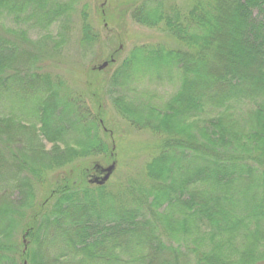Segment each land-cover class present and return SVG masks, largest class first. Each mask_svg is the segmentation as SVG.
<instances>
[{
    "label": "trees",
    "instance_id": "1",
    "mask_svg": "<svg viewBox=\"0 0 264 264\" xmlns=\"http://www.w3.org/2000/svg\"><path fill=\"white\" fill-rule=\"evenodd\" d=\"M72 1L0 0V264L4 237L33 209L48 172L61 182L22 228L23 264H35L34 241L39 264H177L181 250L193 264H254L264 248V0H122L115 14L98 10L103 26L127 13L174 43L132 49L106 84L119 116L159 138L143 181L129 178L116 193L85 181L91 159L115 160L113 134L40 65L52 26L54 53L65 43ZM79 17L81 51L90 52L99 33L87 5ZM25 22L49 35L32 40ZM146 78L176 87L174 95L141 109L115 95L128 86L142 96L131 83ZM14 192L19 200L8 201ZM48 202L50 225L61 230L40 241ZM47 246L64 250L50 260Z\"/></svg>",
    "mask_w": 264,
    "mask_h": 264
},
{
    "label": "rangeland",
    "instance_id": "2",
    "mask_svg": "<svg viewBox=\"0 0 264 264\" xmlns=\"http://www.w3.org/2000/svg\"><path fill=\"white\" fill-rule=\"evenodd\" d=\"M69 1L71 2V0ZM175 1L177 3H182L184 0ZM121 2L122 0H73L71 3L72 10L68 13L69 15H71L69 25L67 30L64 32L66 39L65 43L60 46V49L57 53H54V47L52 46L54 44V41H58L56 35L59 31H57L55 26H52V29H49L51 39L47 43V45L44 46L45 49H41L42 52H44L43 57L45 58L41 61L40 64L42 70L52 75L60 76L64 80L68 100L79 98L83 102L84 107L90 110L91 115H97V113L99 112L100 118L103 120L102 125L108 132L110 131L113 134L114 144L116 145L117 150L115 160H109L106 163L105 160H102L99 157L91 159V170L90 173H88V175L86 176L85 181L86 183H89V180L97 175V173L93 171V168H95V166L105 168L114 162V174H112L109 180L106 182V189H111L114 193L121 190H116L118 184L123 183V185H125L127 183L126 181L129 178L143 181L141 176L143 175L145 162L149 160L150 153L148 152V146H155L158 143L159 138L157 136L151 135L146 130L131 128L128 125L127 121L119 116V114L111 104L110 94L105 92L106 84L113 71H115V69L117 68L118 64L129 55L132 49L139 48L140 46L149 49L155 46H162L166 48L174 47L173 41L171 39H168L167 36L162 31H160L161 29H146L138 26L132 22L127 13L124 14L125 16H123V20L121 19V23L119 22L120 17L118 18V15H115L114 22H110L109 27L107 25L103 26L101 19L97 14L98 10L104 9V11L115 14L119 12L118 8L120 7L118 6V4H122ZM85 5H87V7L89 8L91 16L90 21L92 20L91 24L99 33V45L95 46L92 51L83 53L79 44V40L81 37V21L79 12L83 10V7H85ZM9 24L11 26H14L11 21ZM20 25H22L21 29L25 30L27 34L32 38V40H42V36L44 34L49 35L45 32V29L42 28V31L37 30V28L31 26V23L25 22L20 23ZM14 29L16 30L17 26ZM119 39L121 40L119 41ZM118 48V55L116 56L114 65L107 66L97 73L90 72L93 69L97 70V67L103 64L105 61L107 62L109 56L115 50L117 53ZM137 84L139 86H137ZM133 86H137L136 90L138 92V95L142 96L135 98V90L132 88V91V89H130V87L128 86V92H126L124 89H118L116 90L115 95L124 96L126 98L125 102H131L134 107H140L138 109H141L142 107L147 108L150 104L154 105L155 107L161 106L163 102H167L174 95V90L176 89V87H172L166 82L158 83L149 80V78H146L138 83L132 82L131 87ZM93 93H95V97L91 95ZM151 96H153L154 98ZM150 98L151 100H149ZM96 102H98V105L100 104V108L97 107ZM99 137L103 141H106L107 139V137L103 135L102 132L99 133ZM45 148L46 151H48L50 145L46 144ZM59 176L60 175L56 176L48 172L46 174L47 181L43 185L38 184L34 186L35 190L33 209L31 208L30 210H26L23 219L19 220L18 225H14L15 228L9 231V233L4 237L5 243L3 245L1 253L6 255L7 260L5 264L24 263L23 260L19 257L20 251H22V248L24 246L22 228L24 224L28 222L31 215L36 213V206L41 205V203H43L46 197L53 190L55 186L52 185L55 179L58 180V183L60 184L61 180ZM56 177H58V179ZM145 183L148 182L145 181ZM95 187L96 186L93 185V187L90 188ZM7 200L18 201V193L14 192L10 197L7 198ZM51 203L48 202L39 219H44L45 221V217L47 218V222L43 225L38 233V237L43 238L39 239L40 241L45 239L51 240L54 235L61 230L60 227L54 226L53 224L50 225V222L55 216L54 213L50 212V210L52 211ZM12 205L16 207V205H14L13 203ZM50 214L53 215L51 216ZM44 215L49 216L47 217ZM16 217L17 216H15V218ZM27 246L34 255H32L34 263L39 264L38 262H41V259H39L38 255L36 254L38 250H35L37 242L35 243L34 241L33 244L31 243V245H29L28 242ZM190 247L192 246H189V248ZM47 250L49 251L46 252L44 250V253L46 252L49 256L48 258L50 260H53L59 254V252H61V250H64V246H62V248L56 247V251L54 250V248H51V246H47ZM262 256L264 258V248H258V250L255 251L254 264H264V260L261 259ZM192 257L193 255H188L185 250H181V254L178 257L177 264H193ZM48 258L45 261L47 263H50ZM171 259L172 258H169V260ZM233 259H236V257H234ZM12 260L14 261V263ZM171 261L173 262V260ZM55 264H59V261L55 262Z\"/></svg>",
    "mask_w": 264,
    "mask_h": 264
},
{
    "label": "water",
    "instance_id": "3",
    "mask_svg": "<svg viewBox=\"0 0 264 264\" xmlns=\"http://www.w3.org/2000/svg\"><path fill=\"white\" fill-rule=\"evenodd\" d=\"M106 66H107V62H104L103 64H101L100 66L97 67V70H99V71L103 70L104 68H106ZM95 170L98 171L100 176L99 177H93L92 179H90L89 184H95L98 186H102L109 180L112 173L114 172L115 163L113 162L105 168H101L100 166H95Z\"/></svg>",
    "mask_w": 264,
    "mask_h": 264
},
{
    "label": "flooded vegetation",
    "instance_id": "4",
    "mask_svg": "<svg viewBox=\"0 0 264 264\" xmlns=\"http://www.w3.org/2000/svg\"><path fill=\"white\" fill-rule=\"evenodd\" d=\"M95 173H97V175L95 176V177H99V173H98V171H94Z\"/></svg>",
    "mask_w": 264,
    "mask_h": 264
}]
</instances>
